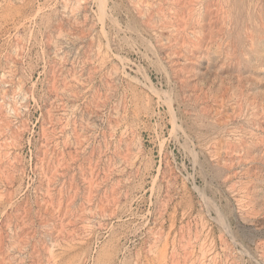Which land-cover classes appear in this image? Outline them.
Masks as SVG:
<instances>
[{"label": "rangeland", "instance_id": "obj_1", "mask_svg": "<svg viewBox=\"0 0 264 264\" xmlns=\"http://www.w3.org/2000/svg\"><path fill=\"white\" fill-rule=\"evenodd\" d=\"M0 264H264V0H0Z\"/></svg>", "mask_w": 264, "mask_h": 264}, {"label": "bare ground", "instance_id": "obj_2", "mask_svg": "<svg viewBox=\"0 0 264 264\" xmlns=\"http://www.w3.org/2000/svg\"><path fill=\"white\" fill-rule=\"evenodd\" d=\"M92 1V0H91ZM95 1V0H94ZM102 3V2H101ZM95 4H98V2L97 3H95ZM101 5V4H100ZM97 7V6H96ZM102 6H100V8H101ZM109 7V6H108ZM99 10V9H98ZM103 11V10H102ZM105 11V10H104ZM99 12V11H98ZM106 12V11H105ZM110 13V12H109ZM108 14V13H107ZM100 16H101V14H100ZM98 18V17H97ZM99 20V19H98ZM117 21V20H116ZM115 22V21H114ZM116 23V22H115ZM119 25V24H118ZM121 29V28H120ZM122 31V30H121ZM108 40V39H107ZM106 41V40H105ZM118 41V40H117ZM120 46V45H119ZM109 48V47H108ZM118 57V56H117ZM119 59V58H118ZM121 60V59H120ZM121 63V62H120ZM165 100V99H164ZM168 100V99H167ZM186 136V135H185ZM222 212V211H221ZM223 214V213H222ZM221 219V218H220ZM221 224H223V223H221ZM163 250V249H162Z\"/></svg>", "mask_w": 264, "mask_h": 264}]
</instances>
